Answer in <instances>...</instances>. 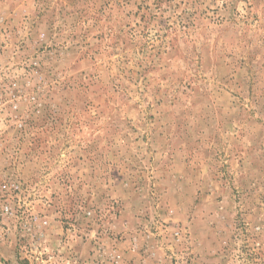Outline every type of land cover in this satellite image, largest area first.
I'll return each instance as SVG.
<instances>
[{"label":"rangeland","instance_id":"1","mask_svg":"<svg viewBox=\"0 0 264 264\" xmlns=\"http://www.w3.org/2000/svg\"><path fill=\"white\" fill-rule=\"evenodd\" d=\"M0 264H264V0H0Z\"/></svg>","mask_w":264,"mask_h":264}]
</instances>
